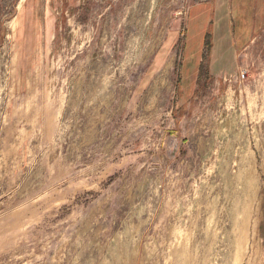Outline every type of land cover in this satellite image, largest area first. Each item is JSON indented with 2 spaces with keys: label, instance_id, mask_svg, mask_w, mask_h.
<instances>
[{
  "label": "rangeland",
  "instance_id": "obj_1",
  "mask_svg": "<svg viewBox=\"0 0 264 264\" xmlns=\"http://www.w3.org/2000/svg\"><path fill=\"white\" fill-rule=\"evenodd\" d=\"M200 1L0 0V264H264V26Z\"/></svg>",
  "mask_w": 264,
  "mask_h": 264
},
{
  "label": "crops",
  "instance_id": "obj_2",
  "mask_svg": "<svg viewBox=\"0 0 264 264\" xmlns=\"http://www.w3.org/2000/svg\"><path fill=\"white\" fill-rule=\"evenodd\" d=\"M189 16V30L198 32L197 40L204 43L206 36H211L214 63L228 62L230 67L249 32L264 26V0H204L190 8ZM234 21L238 37L233 33Z\"/></svg>",
  "mask_w": 264,
  "mask_h": 264
},
{
  "label": "built area",
  "instance_id": "obj_3",
  "mask_svg": "<svg viewBox=\"0 0 264 264\" xmlns=\"http://www.w3.org/2000/svg\"><path fill=\"white\" fill-rule=\"evenodd\" d=\"M247 77V74L246 72H242L241 75H240V79L243 80Z\"/></svg>",
  "mask_w": 264,
  "mask_h": 264
}]
</instances>
